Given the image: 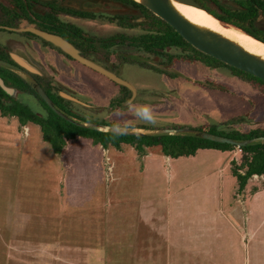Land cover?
Masks as SVG:
<instances>
[{
    "label": "rangeland",
    "instance_id": "obj_1",
    "mask_svg": "<svg viewBox=\"0 0 264 264\" xmlns=\"http://www.w3.org/2000/svg\"><path fill=\"white\" fill-rule=\"evenodd\" d=\"M70 7L80 8L89 15L102 14V20L87 24V29L95 30L102 37L120 33L119 22H115L114 18L116 15H127L123 14L122 8L115 3L86 2L79 6L77 1H72ZM238 7L240 6L224 0H210L205 4L206 10L225 26L234 27L264 43V19L258 21L261 13L254 12V18L251 19ZM144 12L149 23L137 25L133 27L134 30L127 31L128 37H136V43H132L131 38L125 39L114 48L119 53L116 55V51H113L111 57L118 72L137 90L135 100L128 104L131 94L126 89H121L104 75L82 69L84 78L81 83L72 77H62L60 80L63 83L57 84L63 91L83 103L73 102V112L94 123H115L118 127L140 128L144 131L170 128L195 130L208 128L213 124L221 125L219 131L247 132L253 128L264 127L263 85L205 57H199L197 62L174 58L170 63L167 56L191 50L185 44L181 45L178 38H174L175 30L172 27L150 10L146 9ZM167 32L172 35V39L166 45L172 44L175 47L180 44L183 49H167L164 45ZM141 36L151 47L156 50L158 48V52H164L163 63L157 59V54L147 53L140 48ZM126 42L135 44L136 47ZM155 66L158 69L153 68ZM118 98L127 101L117 103L112 108L113 100ZM19 99L35 111L45 112L33 97L22 94ZM138 105L149 106L154 122H146L135 114ZM238 117H244L245 120L232 122ZM8 121L17 131L6 134L2 130L3 127L0 128V142L10 138L19 146L22 137L25 139L30 133L32 137L28 143L35 145L43 139L40 126L31 123L30 131L21 128L18 119L7 117ZM69 144L67 153L54 157L57 169L54 176L55 201L58 204V197L63 198L64 207L69 213L59 215L61 219L59 227L55 226L54 235L47 234L45 228H40L37 233H33V227L23 229L22 235H17L18 241L15 244L5 245L10 251L6 264H176L166 259L148 260L150 252L159 250V238L143 239L142 230L138 233L135 231L137 212L147 206H150L149 209L152 207L157 219L167 220V223L169 221L172 227L176 224L179 229L193 228L196 232L201 228V231H198L200 235L209 234L217 242L214 245L216 251L221 250L222 257L218 260L210 262L206 260L205 254H199L200 259H184L181 264H264V193L258 198L252 197L256 190L264 189V177H253L249 180L247 188L238 194V184L232 170L224 167L226 160L222 165V168H225L223 183L215 175L208 176L205 180L202 177L207 174L201 177L200 173L194 174L196 170L192 173V164L181 160L177 161L175 166L182 170L183 180L175 181V170L167 163L156 169L157 175L143 178L140 174L141 158L131 146L126 145L122 150L114 147L102 149V155L99 153V147L93 145L90 139L78 138ZM151 149L156 153L160 147ZM27 150L24 149L23 153ZM47 150L49 156H54L48 143L40 147L38 152L44 155ZM72 151H78L76 153L83 159L90 154L92 158L97 156V169L84 164L78 172V165L75 167L72 164V171L67 176L68 163H71L68 158L73 157ZM3 153L4 150L0 147V158ZM232 154L236 162L241 163L242 152L236 149ZM159 157L162 158V154H159ZM226 159H229V155ZM1 167L2 165L0 175ZM89 171L94 176L97 175L101 182V192L92 199L88 191L92 188L85 181ZM68 182L72 185L70 194L66 191ZM79 182L82 186L80 189L77 188ZM230 214L238 218L241 216V225L233 222ZM228 222H232L231 228ZM166 246L160 245L164 255ZM204 247V244L199 245V251Z\"/></svg>",
    "mask_w": 264,
    "mask_h": 264
},
{
    "label": "crops",
    "instance_id": "obj_2",
    "mask_svg": "<svg viewBox=\"0 0 264 264\" xmlns=\"http://www.w3.org/2000/svg\"><path fill=\"white\" fill-rule=\"evenodd\" d=\"M11 119L15 120L17 118L11 117ZM31 125V123H28L25 126H21V128H27L32 131ZM2 127V130H4L6 134L14 132L16 133L17 131L15 127L11 125L10 121L7 122V117H3L0 114V128ZM31 135L32 133L27 134L25 139H23L22 137V141L19 146H17V144L14 143V140L10 138L5 140V142L3 143L0 142L2 143L0 147L4 150V155L2 156V158H0L2 159L0 160V165H2V173L0 175V246L3 247V249H1L0 247V262L2 261V264L7 263V257L10 254L9 249L7 250L5 245L8 246L11 244H15L18 241V239L16 238L17 235H22L23 229H29L33 227V233H37L38 231H40V228H45L47 229V234L50 233L54 235L53 233L55 226L57 225V227H59L58 223L61 219L59 215H65L66 213H69L68 210L64 207L65 201L62 200L63 198L60 199V196L58 197L59 201L61 200V202L58 201V204H56L55 201L54 176L57 173V169L55 166L56 163L54 157L61 155L55 154L52 148L50 151L53 152L54 156H49L48 150L46 154L40 155L38 152L39 148L44 147L45 143L47 142L41 139V142L35 145L28 143L29 139H31L32 137ZM29 144L30 146L26 147V145ZM97 146L99 147V153H101L102 149L104 148L99 145ZM69 148L70 144H68L66 150L62 155L67 153V151H69ZM24 149L28 150L24 151L23 153ZM89 151L92 152V150ZM76 152L78 151H74V153L72 151L73 157L68 158L69 162L71 163H68L69 172L65 167L67 176L68 173L72 171V164L75 167L76 165H78V172L81 171L82 165L84 164H88V166H91L89 168L93 169L95 167V170L97 169L96 161L98 160V158L97 156L93 158L91 157V154H94V152H92L91 154L89 153L90 156H87L86 159H83V157L81 158L80 154H77ZM156 153H153L152 149L149 148L147 155L141 158L142 170L140 174L143 176V178H150L149 176L151 175H157L158 171L156 169L161 168L163 164L167 163L169 167H173L175 170V181L178 182L179 179L183 180L184 176H182V170L175 166L177 161L183 160L184 163L190 162V164H192V173L196 170V173L194 174L199 175L200 173L201 177L203 176V174H207L206 176L202 177L205 180H207L208 176L212 177L215 175L217 176L216 178H218V180L222 181L223 183L224 177L222 175L224 173V169L227 168V170H231V162L235 160L234 155L232 154L233 151H220L216 149H200L195 156L180 157L177 159L164 156L162 154L161 148L160 150H157ZM159 154H162V158L159 157ZM227 155H229L228 160L226 159ZM71 159H74L75 162L74 160L71 161ZM225 160L226 166H224L225 168H222ZM80 176L82 177V175ZM86 178V183L89 184V186L92 188V190H88L90 192L89 197L90 199H92L93 196L99 194V191L101 192V182L99 181L100 179L97 175L94 176V174H91V171H89V176H86ZM71 186L72 185L69 182L66 185V191L67 193L69 192L68 194H70L71 192ZM80 187L82 186L79 182L77 188L80 189ZM263 193L264 189H258L253 193L252 197L258 198ZM149 208L150 206H147L141 210L139 209V212H137L138 216L135 224V231H137L138 233L140 230H142L141 237L143 239L158 237V245L163 244L167 246L165 255L160 250L159 245V250L149 253L148 260L166 259L168 261L172 260L176 264H181L180 262L184 259L186 261H194L200 259L199 254H205L206 260L210 262L218 260L220 257H222V255L220 254L221 250L218 249L216 251L214 247L215 243H217L215 242V239L213 240L209 234L200 235L198 231H201V228L196 232V230H192L193 228H191L190 230H186L185 228L179 229L176 224L172 227L171 224H169V221L167 223V220L165 221L157 219L155 212L152 211V207L151 209ZM231 217L234 220L233 222L241 225V216L240 218L236 217V215H233ZM244 222L242 224H244ZM231 223L232 222L227 223L230 228ZM135 241H137V239ZM201 244H204L205 247L201 251H199L198 246Z\"/></svg>",
    "mask_w": 264,
    "mask_h": 264
},
{
    "label": "flooded vegetation",
    "instance_id": "obj_3",
    "mask_svg": "<svg viewBox=\"0 0 264 264\" xmlns=\"http://www.w3.org/2000/svg\"><path fill=\"white\" fill-rule=\"evenodd\" d=\"M72 1H77L79 3V6L86 2L92 4L115 3L119 5L122 8L121 10L124 11L123 14H127L123 16L116 15L114 18L115 22H119L121 32L112 34L109 37H102L95 30L87 29L88 23L102 20L103 15H96L94 13L89 15L87 11L85 12L80 8H71L70 6ZM195 1H197L201 6L205 8V4H207L210 0ZM259 1V3L255 4V7L257 8L256 13H261L258 21L264 19V1ZM243 6L249 12L250 6L247 3H245ZM146 9V7L138 3H136L135 5L130 2H125L124 0H0V61L10 63L14 66H19L18 61H22L30 65L36 71V73H30V75H26L22 72L15 71L0 65V78L4 81L7 87L14 89V94L10 95L3 89L1 85L0 87L10 97L16 100H20L19 97L23 94L29 97H33L37 102H39V100L34 95L21 92L15 86H13V84L16 83L17 79H19L17 78V76L22 78L23 80L25 79L29 83L30 81L36 82L43 88V90L44 87L48 88L50 94L53 95L55 99L59 101L63 99L64 102L62 103L66 105L75 116L86 119L85 117L79 116L75 112H73L74 101L64 98L61 93L66 92L63 91V89H61L59 86H57V84L63 83V81L60 80L62 77H72L76 79L78 83H81L84 78L82 77V69H88L93 73L99 72L93 70L80 61L74 59L70 55L64 53L61 49L45 41L38 35H35L34 33L28 31L20 32L18 30L25 28H36L41 31L61 36L62 38L70 42L76 49H78L81 56L99 65H102L106 69H109L115 72L118 76L124 78L123 75L118 72L117 68H115V65L112 64V52L116 51L117 55L119 52L117 51V49L114 50V48L122 44L125 39L129 40L128 38H131L128 37L127 31L134 30L133 27L137 25L141 26L142 24L149 23L148 17L144 12ZM88 20L89 22H87ZM165 24L167 23L165 22ZM89 27L91 28V26ZM173 34L175 39L178 38L181 41V45L182 43L185 44V46L191 51L175 56H167L170 63H172L174 58L185 59L189 62H197L199 61V57L204 58V56H200L196 52L198 51L197 49H195L191 44L185 41L176 31H174ZM166 38L167 40L164 41V45L167 47V49H183L180 44L175 47L172 44L170 46L166 45V43L170 42L172 39V35L170 33H168V36ZM131 39L132 43H136V37H132ZM143 40L144 39H142L141 36L140 42L142 44V47L140 48L142 50H145L147 53L154 55L157 54V59L159 58L161 60L160 62L163 63L164 61L162 58L165 57L164 52H158V48L156 50L154 47H151L149 43L144 42L146 39L144 41ZM127 43L128 42H126V44ZM143 44H145V46ZM128 45H131V43H128ZM132 45L136 47L135 44ZM165 46L163 47V49L165 48ZM127 54L130 53L127 52ZM206 56L207 57L205 58L214 59L208 55ZM124 61L126 60H123V62ZM153 68L158 69L156 66ZM4 76L6 78H4ZM124 79L128 81L127 78ZM111 82L114 83L113 81ZM114 84L118 85L116 83ZM119 87L121 89H126L132 96V92L126 87ZM217 87L219 88V86ZM126 101L127 100H125L123 103H125Z\"/></svg>",
    "mask_w": 264,
    "mask_h": 264
},
{
    "label": "trees",
    "instance_id": "obj_4",
    "mask_svg": "<svg viewBox=\"0 0 264 264\" xmlns=\"http://www.w3.org/2000/svg\"><path fill=\"white\" fill-rule=\"evenodd\" d=\"M125 2H130L136 5V2L132 0H124ZM239 5V10L247 14L248 17H253V13L257 12L255 4L259 3V0H251L248 2H235V1H225ZM247 3L250 6L249 12L244 8V4ZM259 5V4H258ZM260 8V7H259ZM212 15V14H211ZM215 17L214 15H212ZM216 18V17H215ZM217 19V18H216ZM231 27V26H230ZM240 27V26H239ZM233 28V27H232ZM247 34V33H246ZM258 40L256 37L247 34ZM260 41V40H258ZM263 43V42H262ZM196 51V50H195ZM200 56L207 57L201 52L196 51ZM219 65H223L232 70H235L243 75H246L250 79L264 86V81L256 78L250 74H246L241 70H237L231 66H227L222 62L212 59ZM4 78H6L4 76ZM16 83L13 84L19 91L30 93L34 95L44 108L45 112L40 113L32 109L29 105L10 97L1 87H0V114L3 117H16L19 120L21 126H25L28 123H33L40 126L42 132V138L47 142L53 152L57 155H62L66 150L70 141L76 140L78 138H85L92 140L93 144L100 145L104 149L109 147H114L117 150H122L124 146H131L137 152L139 158L147 155L148 149L152 147L159 146L161 148L162 154L166 157L177 159L180 157H190L195 156L200 149H216L220 151H234L236 149L242 152L241 163H237L236 160L231 162V170L233 176L237 180L238 184V194H241L247 187L248 182L254 176H264V142H259L253 145H248L244 147H237L230 144H221L209 140H204L191 135H125L118 134L109 131H103L99 129H93L88 127L78 126L76 124L70 123L65 119L57 115L53 110H51L45 102L40 98V96L35 91L32 84L27 82L25 79L17 76ZM44 90L49 94L55 105L61 109L63 112L67 113L69 116L76 118L82 122L93 123L90 120L82 119L75 116L66 105L63 99L61 101L54 98L50 94L48 88L44 87ZM125 100L123 98H118L113 100L112 107L117 103H123ZM244 121V117H238L232 120V122ZM118 126L117 124H105ZM221 125L213 124L208 128H199L195 130L207 131L212 134H218L224 137L233 138L236 140H247L264 136L263 128H253L247 132L239 130H220Z\"/></svg>",
    "mask_w": 264,
    "mask_h": 264
},
{
    "label": "water",
    "instance_id": "obj_5",
    "mask_svg": "<svg viewBox=\"0 0 264 264\" xmlns=\"http://www.w3.org/2000/svg\"><path fill=\"white\" fill-rule=\"evenodd\" d=\"M150 10L164 22H166L170 27H172L185 41L191 44L195 49L200 51L201 53L208 55L228 66H231L235 69L241 70L247 74H250L256 78H259L264 81V57L260 54H256L250 52L243 48L237 42L227 38L226 36L211 30L207 27L198 25L189 19H187L184 15H182L174 3H182L186 5H190L196 7L200 10L208 12L203 6H201L195 0H132ZM224 1H250V0H224ZM264 1V0H261ZM18 31H28L38 35L45 41L53 44L57 48L61 49L64 53L70 55L74 59L80 61L84 65L92 68L93 70L101 73L114 83L119 86L126 87L128 90L132 92V96L128 102V104L132 103L136 96L137 90L135 87L124 78L118 76L115 72L106 69L102 65H99L83 56L80 55L78 49H76L70 42L62 38L61 36L51 34L45 31L38 30L36 28H25L19 29ZM19 66L11 65L10 63L0 61V65L10 68L15 71L22 72L26 75H30V73H36L35 69H33L27 63L22 61H18ZM32 86L34 87L37 94L41 97V99L45 102V104L53 110L57 115L66 121L76 124L82 127H88L93 129H99L103 131H109L118 134L125 135H191L198 138H202L204 140H209L221 144H230L237 147H244L248 145H253L259 142H264V136L247 139V140H236L229 137L220 136L217 134H212L207 131H200L188 128H174V129H163V130H149L147 131L141 130L140 128H122L116 127L113 125H104L98 123H88L82 122L76 118L69 116L67 113L63 112L59 109L53 100L48 96V94L43 90V88L36 82L30 81ZM0 85L3 89L10 95L14 94V89L7 87L4 81L0 78ZM61 95L71 101L76 103L83 104L77 98L67 94L61 93Z\"/></svg>",
    "mask_w": 264,
    "mask_h": 264
},
{
    "label": "bare ground",
    "instance_id": "obj_6",
    "mask_svg": "<svg viewBox=\"0 0 264 264\" xmlns=\"http://www.w3.org/2000/svg\"><path fill=\"white\" fill-rule=\"evenodd\" d=\"M174 5L177 10L190 21L214 30L237 42L246 50L256 54H260L264 57V43H262L261 41L255 40L251 36L234 27L232 28L230 26H225L211 14L206 13L205 11L200 10L196 7L182 3H174Z\"/></svg>",
    "mask_w": 264,
    "mask_h": 264
},
{
    "label": "clouds",
    "instance_id": "obj_7",
    "mask_svg": "<svg viewBox=\"0 0 264 264\" xmlns=\"http://www.w3.org/2000/svg\"><path fill=\"white\" fill-rule=\"evenodd\" d=\"M135 114L145 120L146 122H154L153 117L151 116V109L147 105H138L135 108Z\"/></svg>",
    "mask_w": 264,
    "mask_h": 264
},
{
    "label": "built area",
    "instance_id": "obj_8",
    "mask_svg": "<svg viewBox=\"0 0 264 264\" xmlns=\"http://www.w3.org/2000/svg\"><path fill=\"white\" fill-rule=\"evenodd\" d=\"M254 177H255V178H259L260 176H257V175H256V176H254ZM261 177H263V176H261Z\"/></svg>",
    "mask_w": 264,
    "mask_h": 264
}]
</instances>
